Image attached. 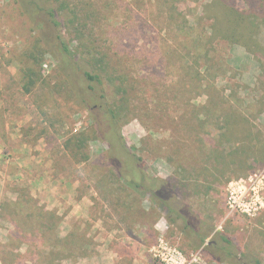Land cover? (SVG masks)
Listing matches in <instances>:
<instances>
[{"label":"rangeland","instance_id":"1","mask_svg":"<svg viewBox=\"0 0 264 264\" xmlns=\"http://www.w3.org/2000/svg\"><path fill=\"white\" fill-rule=\"evenodd\" d=\"M213 2L84 1L92 5L86 11L97 14L94 45L109 51L112 70L123 67L128 76L127 100L118 90H108L109 98H99L96 110L123 106L127 146L153 175L173 181L178 201L192 217L213 228V237L198 248L183 225L168 222L166 208L140 198L112 169L109 146L98 139L91 119L93 110L77 98L51 55L41 59L40 46L35 54L39 34L17 0H0V205L19 201L32 208L24 214L37 207L57 218L58 235L75 240L65 248L78 256L54 264H177L170 248L185 256V264H264V209L251 220L230 213L227 206L229 183L264 168V159H257L261 151L254 150L246 163L239 151L247 142L239 139L245 128L264 149V50L223 42L211 55L215 71L205 74V59L199 67L193 55L182 52L178 28L186 26L185 20L175 15L172 21L169 15V9L182 4L180 11L192 26V14L204 16ZM238 5L244 7L241 1ZM212 14L223 18L220 9ZM65 33L74 48L82 42L67 27ZM30 69L40 71L41 80L28 94L24 77ZM229 111L249 121L231 128L235 136L230 143L223 137ZM81 137L84 144L77 141ZM213 143L219 148L216 158ZM4 217L0 242L14 231ZM219 247L233 249L236 260L216 262L212 255L225 258ZM39 258L43 263L51 259Z\"/></svg>","mask_w":264,"mask_h":264},{"label":"trees","instance_id":"2","mask_svg":"<svg viewBox=\"0 0 264 264\" xmlns=\"http://www.w3.org/2000/svg\"><path fill=\"white\" fill-rule=\"evenodd\" d=\"M84 1L17 0L22 7L24 18L39 34L35 54H39L38 47L40 46L39 56L41 59L46 54L51 55L56 62L58 73L71 84L73 90L76 91L77 98L88 109L93 110L91 119L96 127L97 137L109 146V164L118 173L120 179L140 198L150 200L155 206L166 208L169 212L168 222L179 226L183 225V231L188 237L198 248L202 247L213 233V228L206 222L192 217L183 207L181 201H178V187L173 184V181L153 175L148 170L143 158L137 156L127 146L122 134V121L127 117L124 114L123 106L114 105L106 109L99 105L101 109L96 110L99 98L106 100L109 98L108 90H118V93L122 95L123 102L127 100V96H129L127 91L129 88L128 76L125 71H122L123 67H118V72L115 69L112 70L109 51L99 50L96 44L94 45V41L97 39L93 40L95 38L93 29L96 26L97 14L93 11H86L92 5L90 3L85 4ZM89 1L91 2V0ZM195 1L198 2L199 0ZM240 1L244 5L243 8L237 6ZM164 2L168 3L169 0H164ZM167 5L165 4V8H168ZM183 9L182 4L175 6L173 10L169 9V15L172 21L177 20L176 16L185 20L186 26L182 25L178 28L179 38L182 39L184 45L181 48L182 52L188 51L189 56L193 55V59L199 67H201L199 61L205 59L207 61V64L204 65L205 74L213 72L216 67L215 64L213 66L211 64L215 59L211 55L213 50L216 51L215 46H220L223 42L228 45L242 46L252 44L264 50V0H214L211 5L204 9V16L192 14L194 17L192 26H188L190 22L186 20L185 12L180 11ZM217 9H220L223 18L212 14ZM173 11L175 12L173 13ZM207 20L211 21L209 25L205 24ZM65 27L73 31L76 38L79 36L78 39L80 38L82 41L78 42L80 44L75 48L66 37ZM189 41H192L191 46L188 44ZM187 54H183V57H186ZM211 59L212 61L208 62ZM36 63L39 66L42 65V61H39L37 57ZM30 70L31 72L26 70L24 77L27 80L24 84V91L28 94L41 80L40 71L34 73L32 69ZM196 73L201 76L199 69ZM107 84L108 87H106ZM232 96L237 95L232 92ZM222 98L224 100L225 96ZM224 116H226L227 132L223 134V137H225V141L230 143L235 136L231 128L235 125L242 128L239 122L248 123L249 121L248 118L236 111H229ZM243 131L242 134H239L243 137L239 139H244L247 142L243 143V148L239 151L243 153L242 157L246 163L248 161L247 156L251 153L254 154V150L258 149L263 153L264 149L259 148L253 142L257 139H252L253 134L250 129L245 128ZM77 141L84 144L85 138L81 137ZM223 142L222 140L218 143V147H222ZM213 145L216 158L219 148L216 147L215 143ZM261 152L260 156L257 157L259 162L264 159V153ZM31 209V206L27 207L19 201L4 202L0 205V217L3 219L5 215L14 224V231L10 232L7 241L0 242V264H54L56 260L62 261L78 256L76 250L65 248V245H70L71 241L75 243V240L72 236L63 238L58 235L57 229L60 223L57 218L44 211L43 208L37 207L32 212L24 214ZM37 212L40 214L39 217L35 216ZM23 214L25 217L23 219L15 220L13 218L15 215ZM221 240L231 245L228 238L221 236ZM23 248L25 249L23 250ZM219 248L218 251H222L225 258H215L211 254L216 262L223 263L226 260H236L237 256L233 249ZM46 255L50 256L51 259L49 262L43 263L39 256Z\"/></svg>","mask_w":264,"mask_h":264},{"label":"built area","instance_id":"3","mask_svg":"<svg viewBox=\"0 0 264 264\" xmlns=\"http://www.w3.org/2000/svg\"><path fill=\"white\" fill-rule=\"evenodd\" d=\"M227 206L230 213H241L251 220L264 209V168L247 178L233 180L227 187ZM219 227L218 230H221ZM160 246H163L160 243ZM177 264H185V256L176 248H170ZM196 257L193 258L196 261Z\"/></svg>","mask_w":264,"mask_h":264},{"label":"crops","instance_id":"4","mask_svg":"<svg viewBox=\"0 0 264 264\" xmlns=\"http://www.w3.org/2000/svg\"><path fill=\"white\" fill-rule=\"evenodd\" d=\"M214 234H215V233H214ZM214 234H211V236L208 237V239L206 240V243L208 242V240H209L211 237H213ZM188 238H189V240L191 241V243H192L194 246H196L195 243L191 240V238H190V237H188ZM196 247H197V246H196Z\"/></svg>","mask_w":264,"mask_h":264}]
</instances>
